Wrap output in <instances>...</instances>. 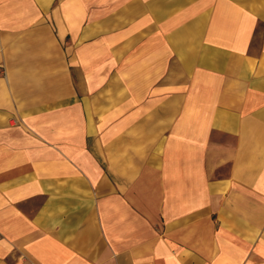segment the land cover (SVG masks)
I'll list each match as a JSON object with an SVG mask.
<instances>
[{
    "label": "crops",
    "instance_id": "obj_1",
    "mask_svg": "<svg viewBox=\"0 0 264 264\" xmlns=\"http://www.w3.org/2000/svg\"><path fill=\"white\" fill-rule=\"evenodd\" d=\"M0 264H264V0H0Z\"/></svg>",
    "mask_w": 264,
    "mask_h": 264
}]
</instances>
